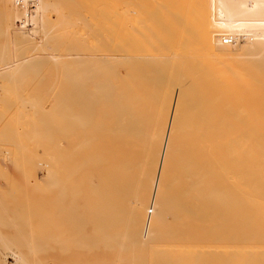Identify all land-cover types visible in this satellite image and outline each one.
Instances as JSON below:
<instances>
[{
  "label": "bare ground",
  "instance_id": "obj_1",
  "mask_svg": "<svg viewBox=\"0 0 264 264\" xmlns=\"http://www.w3.org/2000/svg\"><path fill=\"white\" fill-rule=\"evenodd\" d=\"M16 2L0 137L28 153L0 225L29 264L99 244L127 264H264V0Z\"/></svg>",
  "mask_w": 264,
  "mask_h": 264
},
{
  "label": "rangeland",
  "instance_id": "obj_2",
  "mask_svg": "<svg viewBox=\"0 0 264 264\" xmlns=\"http://www.w3.org/2000/svg\"><path fill=\"white\" fill-rule=\"evenodd\" d=\"M3 32L0 33V48L5 45L4 41L7 40L8 36H9V35L8 36H4ZM12 36L13 35H11V37ZM51 73H55V72H53L52 70H47L46 68L43 69V72L39 73L40 75H38V91L44 90V86L45 85H43L42 82H44V81L45 82H50V80L53 78V74H51ZM45 93L46 92L42 91V94L40 93L41 94L40 96H43ZM49 94L51 95V93H48L46 96H48ZM52 94H55V93H52ZM44 102L45 103H43V104H44L45 107L46 106L50 107L52 102H53V100L51 98H49V99L45 100ZM0 107H2V106H0ZM46 110H49V108L46 109ZM0 123L1 124L4 123V125L7 126V122L5 124V122H3V121L1 122L0 121ZM2 127H4V126L3 125L1 126V130L4 129ZM1 133H3V131H0V134ZM0 141H1L0 142V144H1L0 145V153H1V150H2V154H1L2 156L0 155V196H3L6 193L3 194V195H1V194L4 193V192H7L8 190H10V188L13 185V182L15 183L20 178V175H21V173L23 172V169H24V166H22V167L19 168V170H17V169H15L12 166L13 164H11V163H13V161L15 160L17 155H18L17 156L18 158L20 157V159H22L21 157L22 156H26L28 152L23 150V151H21V153L18 154L17 149H16L15 145L13 144V142L11 140L10 141H7V140L4 141V139H3V142H2V138L0 137ZM3 150H6L4 154H3V152H4ZM39 150H38L39 151L38 153L40 154L42 149L40 148ZM6 152H7V154H6ZM41 153L43 154V151ZM5 154H6L7 157L5 156ZM3 156L5 158H3ZM3 159H4V161H3ZM2 161L7 166L4 165V164L2 165ZM2 166H6L7 168L2 167ZM42 168L44 169V173L46 174L47 173V171H46L47 167L44 165ZM1 173H5V175L7 173L6 178H3L2 175H4V174H1ZM44 182H45V179L41 182L42 186L44 185ZM48 192L49 193L45 192L44 194H46V196L47 195H51L50 191H48ZM8 193H10V192L8 191L7 194ZM7 194H6V196H7ZM23 197L24 196L22 195V199H23ZM8 198H9L8 196L7 197L3 196V197H0V200L3 199L2 201L6 202L8 200ZM47 198H51V197L48 196ZM11 202L14 203L13 198L11 199ZM88 233H89V227H87L86 233H84V234L83 233H79V235L83 234V235H81V236H83L81 239H84V241H86L88 237L91 238V241L94 238H97L98 234L93 233L96 236V237H93L92 233H89V234ZM87 234L89 236L85 237V236H87ZM114 234H116V233H114ZM112 235H113V233H112ZM19 240L20 239H18L17 233L9 232L6 228H4V227H2V225H0V264H8L9 263L8 260H7L8 257H9V255H8L9 248H13L16 252H18V255H20L23 259H25L24 260L25 262H23V261L17 262V263L16 262H11L9 264H29V261L26 260V254L24 252V249L19 246V243H18ZM89 242H90V239H89ZM89 242H88V244H89ZM98 246L96 245L95 248L96 247H98V248H96V249L94 248V250L99 249L98 251H92L91 252V251H84V250H69L67 253H62L60 251L59 246H56V247H53L54 249L52 251H49L47 253L38 254L36 263L37 264H101V263L102 264H105V263L106 264H123V263L127 264V262H124L125 260L122 261L123 262L122 263L120 260L117 259V257L118 258L122 257L124 259H127L124 256L127 255L126 257H128V248L123 249L122 253H120L121 252L120 251L119 254H118V251H117L118 248H116L117 247L116 245H114V247L111 246L112 248L108 247L107 249L111 248L112 250L110 249L111 251H106V252L105 251H101V250H103L102 249L103 248L102 245L99 244ZM87 247H90V246L87 245ZM90 248H92V247H90ZM113 248H114V250H113ZM124 253H125V255H124Z\"/></svg>",
  "mask_w": 264,
  "mask_h": 264
},
{
  "label": "built area",
  "instance_id": "obj_3",
  "mask_svg": "<svg viewBox=\"0 0 264 264\" xmlns=\"http://www.w3.org/2000/svg\"><path fill=\"white\" fill-rule=\"evenodd\" d=\"M16 6L30 10L33 8V0H17Z\"/></svg>",
  "mask_w": 264,
  "mask_h": 264
}]
</instances>
